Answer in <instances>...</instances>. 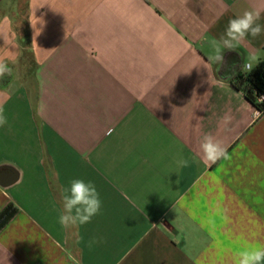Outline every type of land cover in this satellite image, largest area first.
Returning <instances> with one entry per match:
<instances>
[{"label":"crops","instance_id":"1","mask_svg":"<svg viewBox=\"0 0 264 264\" xmlns=\"http://www.w3.org/2000/svg\"><path fill=\"white\" fill-rule=\"evenodd\" d=\"M252 9L264 26V0H0V213L17 209L0 264H234L264 245V114L236 84L264 32L210 59ZM205 134L227 158L203 159ZM73 179L102 201L78 234L58 222Z\"/></svg>","mask_w":264,"mask_h":264},{"label":"clouds","instance_id":"2","mask_svg":"<svg viewBox=\"0 0 264 264\" xmlns=\"http://www.w3.org/2000/svg\"><path fill=\"white\" fill-rule=\"evenodd\" d=\"M260 19V11L245 10L241 15L231 18L219 40H214V54L210 57L214 62L223 63L224 50H235L248 36L256 38L264 32V26L257 21ZM258 65V57L251 55L242 65V70L251 72ZM13 69L0 60V78L5 75L11 76ZM264 101V97H261ZM226 123L229 117L223 118ZM8 123L4 110L0 107V127ZM203 159L209 164L227 158V150L224 144L212 134H205L200 144ZM182 164L186 161H181ZM62 210L58 222L65 230H75L90 223L101 210L102 201L95 185L91 181L73 179L67 187L61 189ZM95 241H93L94 243ZM234 264H264V245L250 246L238 252Z\"/></svg>","mask_w":264,"mask_h":264},{"label":"trees","instance_id":"3","mask_svg":"<svg viewBox=\"0 0 264 264\" xmlns=\"http://www.w3.org/2000/svg\"><path fill=\"white\" fill-rule=\"evenodd\" d=\"M236 84L242 90L246 98L258 109L261 105L257 103V93L264 87V62H259L256 67L249 73L245 72L236 78ZM17 209L9 205L0 213V231L15 216Z\"/></svg>","mask_w":264,"mask_h":264},{"label":"built area","instance_id":"4","mask_svg":"<svg viewBox=\"0 0 264 264\" xmlns=\"http://www.w3.org/2000/svg\"><path fill=\"white\" fill-rule=\"evenodd\" d=\"M261 97H264V87L262 91L257 93V103L261 105V109L256 108V115H263L264 114V101L261 100Z\"/></svg>","mask_w":264,"mask_h":264},{"label":"water","instance_id":"5","mask_svg":"<svg viewBox=\"0 0 264 264\" xmlns=\"http://www.w3.org/2000/svg\"><path fill=\"white\" fill-rule=\"evenodd\" d=\"M0 176H1V174H0ZM0 184H2V183H0ZM12 184H14V183H5V186L8 187V186H10Z\"/></svg>","mask_w":264,"mask_h":264}]
</instances>
